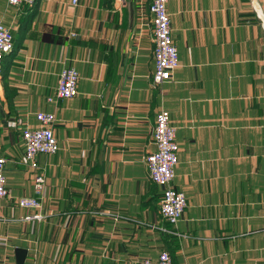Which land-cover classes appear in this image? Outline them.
<instances>
[{
  "label": "crops",
  "instance_id": "obj_1",
  "mask_svg": "<svg viewBox=\"0 0 264 264\" xmlns=\"http://www.w3.org/2000/svg\"><path fill=\"white\" fill-rule=\"evenodd\" d=\"M169 0L180 66L153 86L152 0H0L14 49L0 72V156L9 197L0 208V264H264V0ZM75 67L74 99H56ZM169 111L180 145L173 188L188 199L176 226L144 158ZM57 117L59 153L38 161L36 196L24 127ZM37 197L40 210L17 199ZM43 216L35 219L34 216Z\"/></svg>",
  "mask_w": 264,
  "mask_h": 264
},
{
  "label": "built area",
  "instance_id": "obj_2",
  "mask_svg": "<svg viewBox=\"0 0 264 264\" xmlns=\"http://www.w3.org/2000/svg\"><path fill=\"white\" fill-rule=\"evenodd\" d=\"M14 7L23 4H33L35 0H6ZM121 1V0H118ZM256 6L259 5L258 0ZM78 0H73L77 4ZM169 0H152L149 7L152 19L151 25L154 28V60L156 62L153 74V86L158 88L173 79V73L180 66L179 51L172 39V26L170 13L167 9ZM260 6V5H259ZM259 18L264 23V14L259 11ZM14 36L12 30L0 24V72L2 62L14 47ZM56 99L50 98L49 102L55 100L74 99L78 95L80 76L75 67L64 68L59 75ZM39 123L38 128L24 127L23 140L25 149V163L32 171L34 191L37 197L43 199L46 190V176L43 166L39 164V157L54 156L59 153V142L54 131L57 117L53 113L40 111L36 114ZM154 145L156 150L145 156L144 160L148 166L149 179L159 186L162 192L160 213L170 225L176 226L185 214L188 206L187 196L173 188L176 176V169L179 165L180 145L177 142V129L171 124L169 111L160 110L156 116L154 126ZM6 159L0 156V208L4 199L9 197L6 183ZM37 197H26L17 199V204L22 209L40 210L42 203ZM35 219H43V216L36 215ZM140 264H173L169 252L164 251L156 261L147 259Z\"/></svg>",
  "mask_w": 264,
  "mask_h": 264
},
{
  "label": "water",
  "instance_id": "obj_3",
  "mask_svg": "<svg viewBox=\"0 0 264 264\" xmlns=\"http://www.w3.org/2000/svg\"><path fill=\"white\" fill-rule=\"evenodd\" d=\"M16 264H24L28 256V251L17 248L16 250Z\"/></svg>",
  "mask_w": 264,
  "mask_h": 264
}]
</instances>
